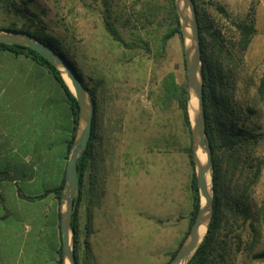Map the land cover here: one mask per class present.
Listing matches in <instances>:
<instances>
[{
	"label": "rangeland",
	"instance_id": "obj_1",
	"mask_svg": "<svg viewBox=\"0 0 264 264\" xmlns=\"http://www.w3.org/2000/svg\"><path fill=\"white\" fill-rule=\"evenodd\" d=\"M197 5L211 31L218 33L221 43L228 49L225 66L232 71L228 80L231 91L229 107L233 112L231 121H228L230 129L236 132L246 129L253 134L246 156L245 139H236L242 145L228 149L225 156L221 148L216 149L225 159L224 170L233 186L232 206L220 210L223 224L219 236L229 244L226 264H264V257L259 256L264 252V94L261 91L264 77V0H197ZM25 6L35 13L36 26H32V30L42 26L45 32L60 38L88 88L95 92L98 118L100 110L107 108L106 112L112 119L107 124L116 130L114 135L104 133V140H94V149L101 150L107 158L105 164L110 176L104 186L105 193L100 195L101 202L97 201L96 193V201L91 206L94 215L92 235L85 232L87 202L84 197L79 201V264H167L171 255L166 257L161 253L159 260L154 251L171 249L169 243L160 239V233L166 232L168 225L156 223L153 217L158 214V206H148L150 200L143 199L142 194L147 191L149 198L159 195L167 182L174 181L171 176L179 177V183L186 185L189 193L191 191L189 181L184 178L183 164L186 160L188 173L192 174L184 150L192 144V132L190 135L185 127L179 104L180 89L186 87L188 90L186 40L181 31V37L176 34L163 43L173 23L170 1L0 0V29H6L13 23L18 27L29 24L27 17L19 11ZM105 8H110L115 26L129 46H123L109 36L103 20ZM238 24L253 29L246 48L243 45L247 37ZM206 38L215 49L213 39L209 35ZM25 87L35 88L28 84ZM54 98L55 101L58 99ZM29 100L30 96H27L26 102L22 103L19 118L15 114L17 110L2 112L0 109V125L10 122L11 127L16 126L19 132L18 139H0V152L19 155L25 173L34 169L38 180L35 186L29 189L25 181L20 185L25 193L37 195L52 182H39L50 176L43 172L45 163L43 167L38 164L34 146L44 149L45 154L51 150L48 139L33 133L43 130L39 127L41 124H33L35 127L31 125L30 128L26 124V119L30 122L37 114L33 111L36 107ZM59 101L53 111L59 114L60 125L65 126L67 105ZM99 120L96 129L99 128ZM47 128L51 134L56 131L55 126L48 124ZM99 142L102 144L100 149L97 148ZM217 142L220 144L221 140ZM235 150L241 155L240 162L236 161ZM59 152L53 150L54 163L58 162ZM145 152L163 153L158 158L145 161L142 157ZM138 156L142 162L136 160ZM47 161L51 163V160ZM7 163L0 160V168L8 166ZM109 164L115 169H111ZM260 164L262 167L256 178ZM25 178L22 177L23 180ZM150 190L153 191L150 193ZM188 200L187 210H190V197ZM9 202L13 206L12 198ZM183 212L188 214L185 209ZM16 216L11 217L12 222ZM188 228L189 225L185 238ZM45 244L43 241L42 247L37 242L36 249L45 254L49 249ZM15 246L13 242L10 244L7 252L11 253V258H7L6 264H27V255L22 254L20 245ZM25 250L26 254L30 252L28 246ZM16 253L19 254L14 256Z\"/></svg>",
	"mask_w": 264,
	"mask_h": 264
},
{
	"label": "trees",
	"instance_id": "obj_2",
	"mask_svg": "<svg viewBox=\"0 0 264 264\" xmlns=\"http://www.w3.org/2000/svg\"><path fill=\"white\" fill-rule=\"evenodd\" d=\"M171 4V15L173 18V23L169 32L163 39V43H165L168 39L173 37L174 35L178 34L180 37L181 34V24L176 10L175 0H169ZM196 10H197V17L199 21L200 27V36H201V47H202V59H203V75H204V102H205V111H206V120H207V135L210 140L212 150H213V159H214V215L211 226L199 248L196 250L192 258L187 264H226V253L229 250V244L223 240L219 234L222 228V221L223 216L220 210L225 209L228 205L232 206L234 199L232 197V190L233 186L232 183L228 180V172L224 170V161L225 159L220 156L216 149L221 148L222 154L225 156L228 149H234L236 145H242L241 142L236 139H245V156H246V149L249 146V140L253 137V134L249 130H240L238 132L230 129L228 121H231V117L233 112L230 109V87H229V75L231 74V69L225 66V61L227 57V47L225 44L221 43V39L219 35L215 31H211V28L208 26L207 19L200 13L197 5V0H194ZM107 3V2H106ZM220 10L224 11L221 6H218ZM23 16L27 17V20L30 22L29 24H25L24 26L18 27L16 23H13L8 28L3 30H18L27 32L34 37L38 38L49 44L54 50H56L60 55H62L71 67L76 71L80 79L83 81L84 85L88 87L85 83L83 75L77 64L72 61L64 47L61 43L59 37L54 35H50L49 33L45 32L42 26H37L35 29H31L32 26H36L35 20V13L31 11L28 6L19 9ZM103 20L105 23L106 31L108 32L109 36L116 42L120 43L123 46H129V43L124 39L121 33L117 30L115 26V20L113 18V14L110 8H105L103 12ZM240 30H242L246 35L247 39L243 48L247 47L249 36L253 32L251 27H248L243 24H238ZM206 35H209L213 41L215 42V49L213 46L208 43ZM222 46L223 49H220ZM16 68L20 69L24 68L25 72H30V76L26 79V85L28 84L31 87L35 88H44L48 89L50 93V98L48 102L45 104H49L50 108L49 111L52 112L54 106L57 104V100L59 101V97L61 100L59 102H64L67 105L66 115L65 118L67 123L65 126H61V119H59V114L57 115V122L59 127V136L58 139H48L50 143V153H48V159L52 160L53 150L56 152L60 146V152L58 153L60 156V162L63 163L64 168L63 172L57 179L52 182L51 187L45 188L40 194L37 195H29L21 191L19 189V193L22 197L30 199V200H39L44 199L48 195L53 194L59 206V213H58V227H59V246L57 249L58 260L56 264H62V238H61V211L60 207L63 203L64 199V191L66 185V169L69 154L72 148V145L75 141L77 136V131L79 128L80 123V106L77 98L75 97L74 93L68 86L67 82L65 81L61 71L55 67L48 59H46L43 55L38 53L37 51L18 44H7V43H0V76L2 75L4 78L9 77L13 74V71ZM31 69V70H29ZM93 99L96 97L95 92L93 89L89 88ZM261 91L264 94V77L262 79V86ZM54 96L58 99L54 100ZM43 101L45 97H42ZM95 101V99H94ZM56 103V104H55ZM179 104L183 111V118L185 127L189 131L191 135V123L190 117L188 113L187 107V91L186 87H182L180 89L179 94ZM52 107V108H51ZM96 112V109H95ZM61 117V115H60ZM53 119L51 122L53 123ZM48 122V120H44L43 124ZM96 134V126H95V116H94V123H93V134L92 137L89 139L85 149L82 151L80 156L78 157V179H79V194L75 199V210L72 218V228L74 231V247L75 253L77 257V264L78 261V242H79V216H78V204L83 197L84 187H85V172L88 168V159L92 156V152L94 150V137ZM218 139L221 140V143L218 144ZM236 141V142H235ZM36 150V154L40 159L43 157L42 155L45 154L44 149H37V145L34 146ZM186 154L188 155L189 162L192 168V174L190 179V187L192 191L193 197V204L192 210L189 216V228L188 232L191 229V226L196 218L197 212L200 207V194L198 190V183L197 177L195 172V162H194V151L192 144L190 143L185 149ZM237 154L236 161H241V155L238 150H235ZM43 161V165L45 163V167L50 166L51 163L48 161ZM59 161V159H58ZM262 164L259 165L257 169V176L258 177ZM257 180V179H256ZM254 180V181H256ZM254 181H250V183H254ZM246 191V190H245ZM95 198L92 202V197L90 198V203H87V213H86V225H85V232H91L93 214L91 211V206H94ZM187 232V233H188ZM184 239L179 244L178 248L171 254V258L176 254ZM88 244V241H85ZM260 257H264V252L259 254Z\"/></svg>",
	"mask_w": 264,
	"mask_h": 264
},
{
	"label": "crops",
	"instance_id": "obj_3",
	"mask_svg": "<svg viewBox=\"0 0 264 264\" xmlns=\"http://www.w3.org/2000/svg\"><path fill=\"white\" fill-rule=\"evenodd\" d=\"M31 70V69H29ZM31 72V71H30ZM30 72H25L24 68L18 69L16 68L13 71V74L7 78H4L2 75L0 76V109L2 112H9L10 109H14L16 112V117H20V108L24 101L26 102V97L30 96V104L35 106L33 109L35 111L36 116H34L30 122L26 119V124L28 127H35V125H40L43 130L34 131L35 135L43 139H58L59 136V127L57 122V115L53 111H49V104H45L48 102L50 98V93L48 89L44 88H27L26 79L30 76ZM12 84L16 86H11ZM23 87V88H21ZM42 97H45L43 101ZM37 106L39 109H37ZM52 108V107H51ZM100 110L99 118L97 116V112H95V126L97 121L99 120V128L96 129V134L94 139L104 140V133H111L114 135L116 130L114 127H109V123L111 122V117L106 112ZM39 110V111H38ZM1 112V111H0ZM1 112V113H2ZM53 119V123L51 122ZM44 120H48V122L43 124ZM39 123V124H38ZM108 123V124H107ZM55 126L56 131L52 132L47 126ZM5 125V127H3ZM32 125V126H31ZM46 127V128H45ZM119 136V135H117ZM19 132L15 128H12L10 122H6L5 124L0 125V139H18ZM117 139V137H114ZM118 139H120L118 137ZM100 142L97 144V148H102ZM94 148V145H93ZM114 150V148H112ZM103 151V150H102ZM101 150H93L92 156L88 159V168L85 172V187L83 197L85 198L87 203H90V198L92 197V202L94 198H96L97 193V201L99 203L102 200V193H105L104 186L106 185L109 176L107 175L108 168L105 164L107 158L102 154ZM163 152H145L142 154V157L145 159H154L162 156ZM36 154V153H35ZM114 154L115 153H111ZM43 157H37L38 164L43 167V161L48 159V154L42 155ZM52 160L55 159V154H52ZM57 163H51L48 167H43L44 174L50 176V178H46L44 180H40L39 182H54L58 177L61 176L63 172L64 165L60 162V156L57 154ZM0 160L7 161V165L5 168H0V264H6L7 258H11V253L7 250L10 248V244L13 242L15 245H20L19 248L22 250L23 255H27L28 261L27 264H56L58 260L57 249L59 246V227H58V213L59 206L56 197L53 194L48 195L44 199L39 200H30L24 198L20 195L19 189L24 191L21 187V183L25 181V185L30 186L29 189L33 188L38 180H36L34 169L25 173L24 164L20 163L19 155L7 154L6 152H0ZM136 160H142L140 157H136ZM110 158H108V162ZM138 162V161H137ZM139 164V163H138ZM189 164V162H188ZM37 165V164H36ZM184 178L187 179L186 182L189 181L191 174L188 173L189 167L186 165V160L184 161ZM108 166L111 169H115L114 165L109 164ZM8 167V168H7ZM24 167V168H23ZM29 169V168H27ZM190 175V176H189ZM22 177H26L25 180ZM174 178V181L167 182L163 188H161V193L159 195H155L152 198H149V194L145 191L142 194L143 199H149L148 206H158L156 212L153 217L157 224L160 225H168V229L166 232L160 233V239L164 242L169 243L171 245V249L166 252L154 251L159 260V255L163 253L166 257H169L175 249H177L179 243L184 239L186 235V229L189 225V216L192 208L187 210L189 197L190 202L193 204L192 191L190 193L186 190V185L183 183H179L178 179L174 176L170 177ZM177 180V182H175ZM185 183V181H184ZM40 184V183H39ZM52 184V183H51ZM186 184V183H185ZM50 183L46 184L45 188L51 187ZM188 186V187H189ZM154 190V189H153ZM150 190L148 192H152ZM156 190V188H155ZM191 190V187H190ZM41 193V192H40ZM28 194V193H26ZM32 195V194H29ZM104 196V195H103ZM10 198L14 200L13 206L10 204ZM96 200V199H95ZM140 203V201H139ZM144 205V204H142ZM190 205V204H189ZM61 208V207H60ZM62 209V208H61ZM60 209V211H61ZM183 209L188 211L187 215H184ZM14 210V211H13ZM16 214V219L11 221V217ZM150 217L151 214H149ZM14 226V228H12ZM94 233V215L91 226V235ZM49 237V238H48ZM92 238V236H91ZM44 241L45 246H49V249L43 254L42 250H38L37 242L39 246H42ZM29 247L30 252L26 254V247ZM38 246V247H39ZM43 247V246H42ZM18 248V250H19ZM19 253L13 254L17 256ZM1 257H4L2 260ZM6 259V260H5ZM32 261V262H31ZM167 262V261H166Z\"/></svg>",
	"mask_w": 264,
	"mask_h": 264
},
{
	"label": "water",
	"instance_id": "obj_4",
	"mask_svg": "<svg viewBox=\"0 0 264 264\" xmlns=\"http://www.w3.org/2000/svg\"><path fill=\"white\" fill-rule=\"evenodd\" d=\"M175 4L181 24V31L186 40L185 60L188 78V113L191 123L192 147L201 202L187 237L167 264H187L202 244L213 220V180L215 168L213 150L206 130L204 75L202 71L203 59L197 10L194 0H175ZM0 43L27 46L43 55L61 71L65 81L79 102L80 123L68 158L64 199L61 205L62 264H77L72 218L75 210V199L79 194L78 157L85 149L93 134L95 101L89 88L84 85L68 61L46 42L24 31L0 29ZM65 74L70 83L67 81ZM191 99L197 100L193 114L190 109ZM199 150L204 152V160L199 156ZM208 175H210V183ZM203 228L204 232H202Z\"/></svg>",
	"mask_w": 264,
	"mask_h": 264
},
{
	"label": "bare ground",
	"instance_id": "obj_5",
	"mask_svg": "<svg viewBox=\"0 0 264 264\" xmlns=\"http://www.w3.org/2000/svg\"><path fill=\"white\" fill-rule=\"evenodd\" d=\"M65 76H66V74H65ZM66 79L70 83V80L67 78V76H66ZM194 108H195V100L191 99V101H190V109H191V113L192 114L194 112ZM199 156L201 157L202 160H204V155H203V152L201 150H199ZM208 181H209V183L211 181L210 180V175H208ZM202 232H204V228L202 229Z\"/></svg>",
	"mask_w": 264,
	"mask_h": 264
}]
</instances>
